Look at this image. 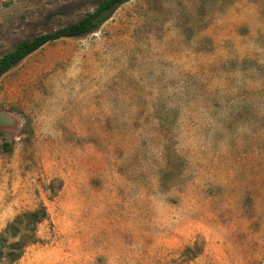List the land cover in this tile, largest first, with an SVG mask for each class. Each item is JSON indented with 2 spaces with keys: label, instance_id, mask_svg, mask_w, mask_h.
Instances as JSON below:
<instances>
[{
  "label": "rangeland",
  "instance_id": "1",
  "mask_svg": "<svg viewBox=\"0 0 264 264\" xmlns=\"http://www.w3.org/2000/svg\"><path fill=\"white\" fill-rule=\"evenodd\" d=\"M98 1L0 0V57ZM40 205L0 264H264V0H127L0 74V231Z\"/></svg>",
  "mask_w": 264,
  "mask_h": 264
},
{
  "label": "trees",
  "instance_id": "2",
  "mask_svg": "<svg viewBox=\"0 0 264 264\" xmlns=\"http://www.w3.org/2000/svg\"><path fill=\"white\" fill-rule=\"evenodd\" d=\"M125 1L127 0H99L94 10L87 12L76 22L19 41L12 50L0 57V74L7 72L27 55L46 43L64 37H81L95 31L110 17L112 12ZM46 216L47 210L44 205L17 214L15 218L0 231V261L6 250L14 246V243H8L9 238L16 237L23 228L33 229L34 226L45 219ZM36 240L37 237L33 234L32 241ZM19 255L20 253L13 255L10 259L15 260Z\"/></svg>",
  "mask_w": 264,
  "mask_h": 264
}]
</instances>
